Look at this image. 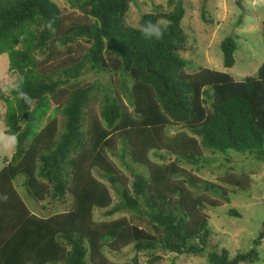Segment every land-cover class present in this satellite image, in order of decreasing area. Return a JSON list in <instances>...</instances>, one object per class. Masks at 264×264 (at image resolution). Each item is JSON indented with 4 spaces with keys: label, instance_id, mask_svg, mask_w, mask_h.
<instances>
[{
    "label": "trees",
    "instance_id": "trees-1",
    "mask_svg": "<svg viewBox=\"0 0 264 264\" xmlns=\"http://www.w3.org/2000/svg\"><path fill=\"white\" fill-rule=\"evenodd\" d=\"M69 4L66 11L53 0H0V55L8 53L9 70L18 74L11 98L4 97L6 133L17 143L0 170V264H116L105 251L130 244L135 264L137 253L149 264L161 259L157 251L202 253L211 234L206 209L249 191L253 178L228 170L211 182L182 165H207L205 149L264 162V61L242 80L210 67L187 72L179 54L191 49L182 0L170 12L155 1L147 10L140 0ZM131 6L140 11L138 25L128 23ZM148 21L164 29L161 40L143 39ZM236 39L221 41L226 68L236 62ZM87 73L109 79L80 83ZM119 148L131 180L113 158ZM19 175L44 209L69 208L37 214L14 184ZM96 209L130 217L97 219ZM263 239L264 223L255 247L232 256L216 246L209 264L255 263Z\"/></svg>",
    "mask_w": 264,
    "mask_h": 264
},
{
    "label": "rangeland",
    "instance_id": "rangeland-1",
    "mask_svg": "<svg viewBox=\"0 0 264 264\" xmlns=\"http://www.w3.org/2000/svg\"><path fill=\"white\" fill-rule=\"evenodd\" d=\"M66 11L70 10L69 0H53ZM160 4V9L164 12L174 11L179 0H140L142 9H149V2ZM185 7V15L182 26L188 35L191 49L188 52L179 54L186 61V71L195 72L201 67H210L221 71L229 72L235 79L242 80L246 76L257 74L259 66L264 61V38L262 36V25L264 24V0H182ZM145 10V11H146ZM203 11L207 14V20L203 17ZM130 21L132 25H138L140 11L134 6L130 7ZM211 20V21H209ZM230 35L237 36L238 49L235 52L236 62L233 67L226 68L223 65L221 41ZM21 47V44L18 45ZM10 61L8 53L0 55V138L9 134L6 133L7 123L5 114L7 103L5 96L9 95V86L14 85L18 74L9 70ZM105 82L109 76H98L92 73L83 74L79 80L82 84L93 83L97 79ZM3 94V96H2ZM60 120V127L63 125L64 117L61 112L55 114ZM33 124V123H32ZM182 128V127H181ZM180 127L171 128L170 132L175 133ZM118 146L119 143H118ZM15 151V146L5 150L0 144V170L7 160H10ZM120 148L117 149V156L113 157L121 170L129 179L131 173L126 168L119 157ZM231 153V154H230ZM231 155V156H230ZM130 157L127 156L129 161ZM202 159L207 160V165L199 167L197 165L184 163L182 167L192 172L196 177H201L211 182L223 176L228 170L234 172L250 173L253 182L249 191H238L231 193L228 200L219 201L217 207L206 209L209 218L208 227L211 234L207 249L196 255H177L157 251L160 260L152 264H209V253L216 246L225 247L234 256L239 251L246 252L254 246V240L259 235L264 223V162L257 161L252 155L237 151L228 153L215 152L209 149L204 150ZM202 160L200 161V163ZM134 169L146 173L147 169L139 165H134ZM95 175L99 176L98 170ZM23 175L17 176L14 184L19 186L20 195L26 200L28 205L37 214H46L67 210L70 203H58L48 205L44 209L40 202H36L27 196L26 189L22 185ZM105 180V179H104ZM196 192H203L201 187L193 188ZM18 190V188H17ZM113 194L114 191L112 190ZM117 200V198H116ZM117 203V202H116ZM230 210L237 211L240 216L230 214ZM122 215L130 217L129 212L118 211L114 215L107 217L104 209H96L97 219L116 218ZM259 252V259L255 263L240 264H264V239L262 244L256 247ZM107 257L116 264H135L133 259L136 250L133 244L125 246L121 252L109 253L105 251ZM137 264H149L144 253H137Z\"/></svg>",
    "mask_w": 264,
    "mask_h": 264
},
{
    "label": "clouds",
    "instance_id": "clouds-1",
    "mask_svg": "<svg viewBox=\"0 0 264 264\" xmlns=\"http://www.w3.org/2000/svg\"><path fill=\"white\" fill-rule=\"evenodd\" d=\"M143 39L147 41H159L164 36V29L158 24L148 21L143 24L140 29ZM25 102H30V98L25 93L20 94ZM17 143V137L14 134H9L3 138H0V144L3 145L5 150H9Z\"/></svg>",
    "mask_w": 264,
    "mask_h": 264
},
{
    "label": "crops",
    "instance_id": "crops-1",
    "mask_svg": "<svg viewBox=\"0 0 264 264\" xmlns=\"http://www.w3.org/2000/svg\"><path fill=\"white\" fill-rule=\"evenodd\" d=\"M15 186H16V188H18V191L20 192V190H19V189H20V188H19V186H18V185H16V184H15ZM27 204H28V203H27ZM29 207H30V206H29Z\"/></svg>",
    "mask_w": 264,
    "mask_h": 264
},
{
    "label": "water",
    "instance_id": "water-1",
    "mask_svg": "<svg viewBox=\"0 0 264 264\" xmlns=\"http://www.w3.org/2000/svg\"><path fill=\"white\" fill-rule=\"evenodd\" d=\"M24 117L27 118V113L24 114Z\"/></svg>",
    "mask_w": 264,
    "mask_h": 264
}]
</instances>
